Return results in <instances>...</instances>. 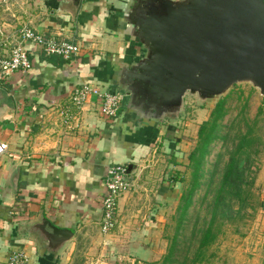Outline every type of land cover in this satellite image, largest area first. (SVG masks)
I'll use <instances>...</instances> for the list:
<instances>
[{
    "label": "crops",
    "instance_id": "0c3cea01",
    "mask_svg": "<svg viewBox=\"0 0 264 264\" xmlns=\"http://www.w3.org/2000/svg\"><path fill=\"white\" fill-rule=\"evenodd\" d=\"M114 2L82 0L74 11L62 0H0V50L4 54L21 44L20 25L81 48L76 57L65 61L25 44L31 69L0 80V87L15 102L14 115L0 111V142L7 144L0 156V264H7L16 250H26L31 264H52L40 251L43 252V243L47 245L46 240L43 242L31 228L43 218L74 234L59 256L63 261L75 255L78 242L94 234L111 243L115 232L102 230L105 181L111 166L134 165L133 171L127 173L132 188L119 198L116 227L121 223L120 228L123 217L133 215L134 206L145 197L143 194L134 198L139 191H147L145 176L150 175L149 181L163 177L156 171L157 161L152 154L155 135L165 126L160 125L153 137L142 135L125 119V99L116 119L101 115L100 103L94 96L81 109L68 105V116L53 106V102L66 104L69 94L85 84L113 88L106 83L113 66L140 55L116 30L111 19ZM170 129L162 136L161 146L171 160L175 127ZM153 188L157 192L147 196L156 201V208H151L153 214L145 218L142 231L129 230L124 236L135 249L136 242L153 240L151 233L162 226V203L172 197L168 185L156 186L155 182ZM124 232L126 228L122 227L118 233L122 236ZM155 255L160 258L154 257V262L165 258V252Z\"/></svg>",
    "mask_w": 264,
    "mask_h": 264
},
{
    "label": "water",
    "instance_id": "95a60500",
    "mask_svg": "<svg viewBox=\"0 0 264 264\" xmlns=\"http://www.w3.org/2000/svg\"><path fill=\"white\" fill-rule=\"evenodd\" d=\"M81 1L62 4L76 11ZM111 10L118 34L140 55L115 64L106 83L122 92L125 119L142 135L176 122L187 96L203 104L249 84L264 98V0H116ZM0 106L14 115L2 87ZM31 228L52 264L74 239L45 218Z\"/></svg>",
    "mask_w": 264,
    "mask_h": 264
},
{
    "label": "rangeland",
    "instance_id": "374dc122",
    "mask_svg": "<svg viewBox=\"0 0 264 264\" xmlns=\"http://www.w3.org/2000/svg\"><path fill=\"white\" fill-rule=\"evenodd\" d=\"M111 91L119 94L121 92L117 87H113ZM263 100L259 91L249 84L238 85L227 95L203 104L196 97L187 96L184 108L176 122H165L163 124L165 128L161 127L155 135L153 142L155 148L153 147L152 156L157 161L156 171L162 173L163 177L161 180L149 181L150 175H146V171H143L142 174L147 177L145 178L147 191L135 193V199L143 194L145 197L143 196L144 199L139 200L134 206L136 210L133 215H127L125 219L123 217L125 221L121 228H126V232L121 236L118 233L121 231V223L115 226L116 229L111 231L115 232L109 241L111 243H106L108 239L104 236L100 238L94 234L88 240L78 242L75 255L67 257L64 261L59 259V264H163L164 258L157 262L153 261L154 257L160 258L155 254L165 252V256L166 254L168 256L173 247L172 257L176 261L173 264H181L188 257L190 260L193 259L195 248L198 246V239L194 237L193 232L205 227L210 220L212 191L220 181L223 168L228 161V152L231 151L232 144L238 141L236 136L245 132V119L253 122L257 118L259 108L263 106ZM219 102L225 103L227 110V116L221 122L222 136L229 134L230 137L227 142L218 140L212 145L211 153L207 156L204 165V175L199 180L201 186L193 194L192 205L188 213L182 217L180 212L181 206L184 205L182 199L187 197L193 181L189 156L197 147L200 127L210 119ZM170 127L172 129L175 127L174 145L172 144L175 152L171 160L166 158L165 149L161 146V138ZM256 130L257 136L262 140V147L253 175L255 180L252 189L253 209L243 213L233 223H224L216 242L206 251L205 260L200 264H264V178L260 176V174L264 175V113L258 117ZM160 132L163 135H160ZM155 182L156 186L168 185L172 191V197L162 203V211H160V216L158 215L162 226L151 233L153 240L136 242L135 249L131 247V243L126 242L124 236L129 233V230L142 231L144 227L142 225L147 220L145 218L153 214L151 208H156L154 205L156 201L147 196H154L157 192V189L153 188ZM144 207L145 210L142 211Z\"/></svg>",
    "mask_w": 264,
    "mask_h": 264
},
{
    "label": "trees",
    "instance_id": "16d2710c",
    "mask_svg": "<svg viewBox=\"0 0 264 264\" xmlns=\"http://www.w3.org/2000/svg\"><path fill=\"white\" fill-rule=\"evenodd\" d=\"M264 106V100H263ZM263 106L259 108L257 118L250 122L245 119V132L236 136V142L232 144L228 152V161L223 168L220 181L214 188L213 198L210 204V220L206 226L194 230L193 235L198 241L193 259L185 258L181 264H200L205 260V253L216 242L224 223H233L239 216L253 209L254 194V170L257 164L262 140L257 136L258 117L264 113ZM227 116L225 103L219 102L211 114L210 119L199 129L198 144L189 156V167L192 169V183L187 197L183 198L184 205L180 212L184 217L191 205L193 194L201 186L200 179L204 175V165L207 156L211 153L212 145L218 140H229V134L222 136L221 122ZM168 139H171L167 136ZM231 139V138H230ZM235 139V138H234ZM173 143V141H172ZM212 181V179H210ZM210 181V182H211ZM173 249L164 258L163 264L176 263L173 256Z\"/></svg>",
    "mask_w": 264,
    "mask_h": 264
},
{
    "label": "built area",
    "instance_id": "2783aa9c",
    "mask_svg": "<svg viewBox=\"0 0 264 264\" xmlns=\"http://www.w3.org/2000/svg\"><path fill=\"white\" fill-rule=\"evenodd\" d=\"M19 33L21 44L13 48L10 54L6 55L0 50V80L7 79L16 72L26 73L31 69L29 51L25 48V44L37 47L48 57L57 56L65 61H71L81 51L80 46L74 42L59 41L46 37L31 29L28 25H20ZM92 96L97 98L100 103L99 109L103 117L117 118L124 99L123 95L111 91V89L102 88L99 85H82L69 94L66 104L53 102V106L59 109L61 115L68 116V105L81 109ZM6 150L7 144L0 142V156ZM127 173L128 170L125 165H114L107 171L105 181L107 193L103 199L102 230L104 233L111 232L115 228L118 200L131 188ZM7 264H31V257L26 250H16L10 254Z\"/></svg>",
    "mask_w": 264,
    "mask_h": 264
}]
</instances>
